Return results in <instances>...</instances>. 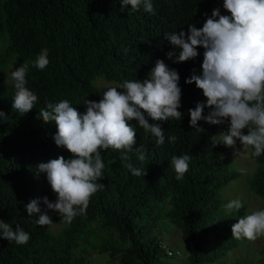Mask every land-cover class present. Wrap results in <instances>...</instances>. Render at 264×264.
Returning <instances> with one entry per match:
<instances>
[{
	"label": "trees",
	"instance_id": "1",
	"mask_svg": "<svg viewBox=\"0 0 264 264\" xmlns=\"http://www.w3.org/2000/svg\"><path fill=\"white\" fill-rule=\"evenodd\" d=\"M217 1L223 7V0H152L155 12L150 14L143 3L137 10L128 5L122 11L121 0H0V110L7 116L0 118V220L13 230L20 225L30 234L24 245L0 234V264H96L93 257L100 254L110 264L115 260L180 264L161 260L178 252L169 249L172 253L168 254L167 245L155 234L160 220L181 230L187 245L182 264L213 263L225 249L246 239L226 241L236 220L232 214L238 211L229 213L223 208L227 200L221 193L241 172L235 166L233 148L214 145L212 137L219 142L217 131L229 127V122L215 125L202 119L199 130L190 125L188 109L203 102V115L211 110L203 90L185 83L193 70L202 74L205 49L198 46L199 55L185 62L166 55L179 50L165 33L187 32L191 24L203 27ZM222 15L230 12L224 9ZM45 48L49 64L40 70L32 62ZM158 59L178 71L182 89L180 120L156 121L145 113L149 123L162 127L164 144L158 146L155 136L138 121H130L136 131V143L127 153L130 161L120 159L121 150H101L105 168L96 182L102 187L91 196L86 213L68 224L48 210L53 223H63L58 233L37 225L39 214L29 216L25 205L44 196L56 200L38 164L61 155L72 157L53 139L55 122H43L39 110L66 99L84 114L87 99H102V91L94 84L98 77L120 85L125 80L141 81ZM23 63L28 64L26 87L38 99L32 110L21 115L12 107L16 90L11 73ZM170 135L177 140L170 143ZM140 146L143 162L135 150ZM184 154L191 157L189 169L177 180L170 161ZM249 157L255 169L246 180L247 187L264 199V154L252 157L249 153ZM129 162L144 174L134 176L125 167ZM40 207L46 209L42 199Z\"/></svg>",
	"mask_w": 264,
	"mask_h": 264
},
{
	"label": "clouds",
	"instance_id": "2",
	"mask_svg": "<svg viewBox=\"0 0 264 264\" xmlns=\"http://www.w3.org/2000/svg\"><path fill=\"white\" fill-rule=\"evenodd\" d=\"M142 3L145 12L154 14L152 0H121V10L128 5L137 10ZM223 8L230 15H222L220 8H216L211 16L204 14L208 18L201 28L191 24L187 32L165 33L170 43L179 50L169 51L166 55L176 62H185L196 58L199 55L198 46H203L202 74L197 75L193 70L185 83H195L203 90L211 110L207 116L203 115V102L188 109L190 125L199 130L198 121L202 119L215 125L228 121L229 130L219 134V142L214 135L213 144L223 143L235 148L239 140L243 150L251 148L250 155L259 157L264 154V0H223ZM32 63L40 70L45 69L49 64L48 49H43ZM27 70L28 64L23 63L11 73L16 90L12 107L21 115L32 110L38 99L26 87ZM179 80L178 71L169 68L163 59H158L143 81L125 80L119 88H107L98 102L87 99L84 114L66 99L55 104L48 103L47 110H39L38 118H42L43 122H55L57 132L53 139L72 157L66 159L61 155L38 164V171L46 173L56 200L44 196L25 205L29 216L39 214L35 221L37 225L47 226L53 222L48 210L58 213L68 224L77 215L86 213L91 196L102 187L96 182L103 176L105 168L101 150H121L120 159L130 161L127 153L133 150L136 143L135 127L130 121H138L141 128L155 136L158 146L164 144L162 127L149 123L145 113L156 121L180 120L182 89ZM0 118L7 119L3 110H0ZM244 129H247V134ZM168 139L172 143L177 137L170 135ZM135 150L138 159L143 162L145 153L142 146ZM190 159L187 154L171 158L177 180L184 178ZM125 167L134 176L144 174L131 162ZM41 199L46 205L43 211ZM242 207L239 199L223 205L227 212L238 211ZM0 234L18 245L27 244L30 240V234L20 225L13 230L3 220H0ZM232 234L235 239L248 240L264 236V209L240 217L232 225Z\"/></svg>",
	"mask_w": 264,
	"mask_h": 264
},
{
	"label": "rangeland",
	"instance_id": "3",
	"mask_svg": "<svg viewBox=\"0 0 264 264\" xmlns=\"http://www.w3.org/2000/svg\"><path fill=\"white\" fill-rule=\"evenodd\" d=\"M220 8L221 14L223 13L224 8L220 1L215 3V8ZM152 69V68H151ZM146 71L142 77L144 79L148 78L150 70ZM10 73V69H7V74ZM94 84L100 88L102 93L109 87L119 88L118 83L107 81L101 77H98ZM118 91H124L123 89H118ZM229 127H220L218 129V134L222 132H227ZM245 133V129L243 130ZM239 150L237 153L236 151ZM251 148L248 150H243V145L237 140L235 148H233V159L235 166L240 170L244 169L241 172L240 176L235 180L231 181L223 190L222 198L227 203L233 199H239L242 202L243 207L238 210L236 214H232L233 217H236L234 223L238 222V219L245 214H251L256 210L264 209V199L258 195L252 194L247 187L246 180L252 171L255 169V163L250 159L249 153ZM226 203V204H227ZM230 213V212H229ZM236 215V216H235ZM231 216V215H230ZM233 223V224H234ZM232 224V225H233ZM63 223H51L47 227L53 232L58 233L62 229ZM155 234L159 239L165 242L167 248L171 251L178 252L173 257H161L163 262H177L182 264L186 260L187 254V245L184 240L181 238V230L176 227L174 224L170 223L168 220H160L157 228L154 230ZM233 237V234L227 233L226 241L230 242ZM264 258V236H260L255 240H242L238 241L236 245L230 246L224 250V253L220 255L215 262L209 264H262L261 259ZM93 261L96 264H110L108 257L105 254H100L96 257H93Z\"/></svg>",
	"mask_w": 264,
	"mask_h": 264
},
{
	"label": "built area",
	"instance_id": "4",
	"mask_svg": "<svg viewBox=\"0 0 264 264\" xmlns=\"http://www.w3.org/2000/svg\"><path fill=\"white\" fill-rule=\"evenodd\" d=\"M167 253L171 254L172 252L169 249H167ZM114 264H122V263L119 260H115Z\"/></svg>",
	"mask_w": 264,
	"mask_h": 264
}]
</instances>
